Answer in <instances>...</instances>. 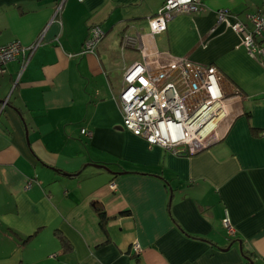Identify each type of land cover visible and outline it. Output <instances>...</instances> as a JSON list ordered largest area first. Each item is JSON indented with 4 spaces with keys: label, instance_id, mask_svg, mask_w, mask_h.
<instances>
[{
    "label": "crops",
    "instance_id": "0c3cea01",
    "mask_svg": "<svg viewBox=\"0 0 264 264\" xmlns=\"http://www.w3.org/2000/svg\"><path fill=\"white\" fill-rule=\"evenodd\" d=\"M162 2L0 0V45L39 40L18 77L17 58L0 74V264H264V64L216 22L225 8L249 28L264 0H202L148 37ZM89 25L104 35L86 53ZM140 36L220 72L226 113L204 150L173 155L122 126Z\"/></svg>",
    "mask_w": 264,
    "mask_h": 264
},
{
    "label": "built area",
    "instance_id": "2783aa9c",
    "mask_svg": "<svg viewBox=\"0 0 264 264\" xmlns=\"http://www.w3.org/2000/svg\"><path fill=\"white\" fill-rule=\"evenodd\" d=\"M202 6V0H164L146 20L148 37L161 33L175 14L196 13ZM59 8L60 4L54 7L53 16ZM228 15L227 9H218L216 22L224 23L239 37L238 44L246 53L264 64V7L247 15L249 28L237 20L229 21ZM102 35L98 25H91L81 51L91 53ZM38 43L24 46L11 41L0 45V74L17 58L18 77ZM138 51L140 59L123 70L117 95L122 126L148 145H158L173 155H193L207 148L218 138L216 128L226 113L228 98L222 90L220 72L210 64L159 52L142 36ZM6 104V99L0 100V112ZM80 133L89 134L83 129ZM108 188L114 190L113 181ZM220 223L226 234L233 236L225 210ZM129 250L138 254L141 248L133 241Z\"/></svg>",
    "mask_w": 264,
    "mask_h": 264
},
{
    "label": "trees",
    "instance_id": "16d2710c",
    "mask_svg": "<svg viewBox=\"0 0 264 264\" xmlns=\"http://www.w3.org/2000/svg\"><path fill=\"white\" fill-rule=\"evenodd\" d=\"M78 1V0H77ZM164 1V0H163ZM162 4V3H161ZM60 12V8H59V11L52 17L54 20H56L55 18L58 16V13ZM57 21V20H56ZM91 25L88 26L87 28V33H88V29ZM86 33V35H87ZM103 35H104V31H103ZM102 35V36H103ZM86 37V36H85ZM102 38V37H101ZM100 38V39H101ZM99 41V40H98ZM39 44V43H38ZM96 45V44H95ZM95 47V46H94ZM94 49V48H93ZM6 106V105H5ZM4 106V107H5ZM1 113V112H0ZM95 209V212H96V215H97V218H98V222H100L101 224H103V222L105 221V215H104V212L100 209V208H94Z\"/></svg>",
    "mask_w": 264,
    "mask_h": 264
},
{
    "label": "water",
    "instance_id": "95a60500",
    "mask_svg": "<svg viewBox=\"0 0 264 264\" xmlns=\"http://www.w3.org/2000/svg\"><path fill=\"white\" fill-rule=\"evenodd\" d=\"M93 166H96V167H101V168H104L106 169V167L104 165H100V164H96V163H92ZM241 256L246 260L248 261V264H252V262L249 260L248 257L244 256L243 254H241Z\"/></svg>",
    "mask_w": 264,
    "mask_h": 264
},
{
    "label": "rangeland",
    "instance_id": "374dc122",
    "mask_svg": "<svg viewBox=\"0 0 264 264\" xmlns=\"http://www.w3.org/2000/svg\"><path fill=\"white\" fill-rule=\"evenodd\" d=\"M148 18V17H147ZM239 40V39H238Z\"/></svg>",
    "mask_w": 264,
    "mask_h": 264
}]
</instances>
